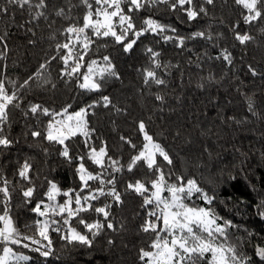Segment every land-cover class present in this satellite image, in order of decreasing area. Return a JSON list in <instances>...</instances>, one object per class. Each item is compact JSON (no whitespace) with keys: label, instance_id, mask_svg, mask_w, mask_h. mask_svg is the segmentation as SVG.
Segmentation results:
<instances>
[{"label":"trees","instance_id":"obj_1","mask_svg":"<svg viewBox=\"0 0 264 264\" xmlns=\"http://www.w3.org/2000/svg\"><path fill=\"white\" fill-rule=\"evenodd\" d=\"M38 2L32 0L33 7L26 5L21 9L0 0V7L9 9L7 14H0V36H4V41L0 42V52L4 53L0 56V79L5 80L9 92L19 89L21 97L17 101L20 107L10 108L6 128L9 137L17 142L0 151V173L12 181L15 188L10 215L23 243L30 245L25 248L23 243L9 244L17 254L30 257L21 264H143L138 258L139 249L148 248L154 234L143 233L140 225L150 209L141 207L142 196L127 189L130 182L155 178L143 163L128 171L130 158L144 143L143 134L138 130L140 121L172 158L173 163L169 165L157 156L163 171L171 173L166 179L170 183H179L177 177L181 176L185 181L195 179L215 200L207 205L194 195L186 202L191 206L213 207L218 215L231 220L235 227L229 230V242L236 245L242 255L250 257L253 264H264L254 255L255 247L264 246V217L259 215L264 208L257 207L264 201V21L244 24L242 13L246 10L234 0H215L212 5L195 0L197 6L206 7L207 15L201 14L193 21L187 20L182 9H171V0L168 4L134 12L137 27L151 16L177 31L173 33L169 28L163 34L145 33L127 52L111 37L96 39L85 56V64L92 59L103 64L102 57L108 56L119 78L109 77L102 82L99 91H87L78 87L76 77L61 75L64 65L59 57L64 50L56 48L58 43L66 42L64 29L70 24H82L87 11L85 5L81 0H45L47 7L37 9L34 5ZM60 9L64 10V16L56 15ZM36 11H43L44 16L33 19ZM237 21H240L241 34L247 32L253 37L243 45L234 38L232 25ZM197 31H204L213 39L191 38ZM164 35L184 37V46H178L176 40H164ZM148 49L158 56L154 58ZM223 49L231 53V64L223 59ZM154 60L161 65L159 68ZM45 63L46 67L40 69ZM249 66L256 70L255 75ZM38 70L39 78L36 77ZM147 70L154 71L164 83L156 84L151 79L145 83ZM86 71V67L81 69V72ZM30 76L33 79L22 88ZM9 81L15 83V89ZM102 96H108L111 104L105 107L102 102L98 103L89 111L87 119L90 128L95 129L93 146L98 148L106 143L109 155L118 161L115 167L121 170L113 172L109 164L108 172L117 178L115 187L123 203L116 204L110 197H101L93 203L97 206L112 203L111 219L116 230L105 229L92 237L91 247L63 239L66 228L61 233L50 231L52 254L43 257L34 249L45 250L43 246L47 241L41 239V245H36L24 240L25 236L39 239L34 221L43 218L31 212V208L45 199V177L64 190L78 189L77 162L69 163L60 156V145L24 135L29 128H42L49 119L43 115L37 118L31 113L25 116L24 112L30 104H41L55 111L71 105L69 112H74L100 101ZM122 136L137 147L133 149L122 141ZM67 143L73 157L87 151L81 136ZM42 148H48V154ZM25 159L33 164V182L37 189L31 204L23 202L17 187L18 184L29 186L16 175ZM85 165L93 173L100 171L87 159ZM63 199L57 198L60 203ZM2 208L0 205V214ZM85 218L91 221L100 217L88 213ZM73 226L77 225L73 223ZM109 239L112 244L108 243ZM2 248L0 243V253Z\"/></svg>","mask_w":264,"mask_h":264},{"label":"snow or ice","instance_id":"obj_2","mask_svg":"<svg viewBox=\"0 0 264 264\" xmlns=\"http://www.w3.org/2000/svg\"><path fill=\"white\" fill-rule=\"evenodd\" d=\"M6 2L8 5H18L21 9L26 5L29 8L33 7L32 0H6ZM203 2L212 5L215 0H203ZM234 2L246 10L242 13L244 24L251 25L257 21H264V0H234ZM81 3L87 9L82 18V24H70L64 29L67 33L66 42L56 45L58 50H64V54L59 57L64 65L61 75L69 78L76 77L80 89L99 91L105 79L119 78L108 56L102 57L103 64L98 63L96 59L85 64V56L96 39L111 37L117 44H122L127 52L133 49V46L145 33L163 34L169 28L173 33L177 31L174 27L161 24L151 16L144 18L141 25L137 27L132 15L134 12L150 9L157 4H168L169 0H81ZM125 6L127 11H125ZM34 7L44 9L47 5L45 0H39ZM170 7L173 10L182 9L188 21L196 20L201 14L207 15L206 7L197 6L195 0H171ZM8 11L7 6L0 7V14H7ZM56 15L64 16V10H58ZM42 16H44L43 11H36L33 19ZM239 24L240 21H237L232 25V29L234 38L243 45L253 37L247 32L241 34L238 30ZM196 37L213 39L204 31L193 33L191 38ZM163 38L166 41L176 40L178 46H184L185 38L179 35H164ZM3 41L4 36H0V42ZM4 47L6 48L7 45L5 44ZM148 51L154 58L158 56V53L152 49H148ZM3 55L4 53L0 52V56ZM222 57L231 64L232 56L227 49L222 50ZM52 59H56V57ZM153 62L157 68L161 66L155 60ZM46 63L41 64L40 69H44ZM85 67L87 71L81 72V69ZM249 68L255 75L256 70L251 66ZM40 76L41 72L38 70L36 77ZM32 79L33 77L30 76L21 87H27ZM150 79L154 80L156 84L164 83L154 71L147 70L145 83H148ZM9 83H12L14 89L16 88L14 82L9 81ZM20 98L19 89L9 92L5 80L0 79V151L17 142L9 137L6 128L9 125L10 108H19L20 104L17 101ZM157 99H161V97H157ZM100 102L107 107L111 104V99L108 96H102L100 101H93L92 104L74 112H69L71 105L64 107L61 111H55L43 107L41 104H30L28 110L24 112L25 116L31 113L37 118L40 115L49 117L47 124L42 128L35 130L29 128L24 135H30L36 139L42 138L49 144L60 145L59 155L69 163L73 160L77 162L75 173L79 181V188L64 190L57 182L45 177L47 185L44 192L45 199L39 200L31 208V212L43 218L34 221L39 239L25 236L24 240H30L36 245H41V239L47 241L48 244L43 246L45 250L42 251L41 247L34 249L43 257H49L52 254L50 231L61 233L66 228L67 232L62 236L63 239L69 243L91 247L92 237H96L105 229L116 230L111 219L112 203L105 202L100 206L93 203L99 201L101 197L105 199L110 197L116 204L123 203L121 193L115 187L117 178L108 172L109 164L113 172L121 170L115 167L118 161L109 155L106 143H102L98 148L92 144L95 129L90 128L87 117L89 111ZM138 130L143 134L144 143L142 149L130 158L127 166L128 171H132L139 163H143L147 170L155 176L154 179L148 181L136 180L134 183L127 184V189L143 197L141 207L146 210L150 209L146 212V218L140 225V230L143 233L154 234V239L151 240L148 248L141 247L139 249V260L143 264H202V262L204 264H253L250 257L246 254L242 255L237 250V246L229 242V230L235 227L231 220L218 215L213 207L191 206L186 202L195 195L205 201L207 205H212L215 197L205 192L193 178L185 181V178L181 176L177 177L179 183H170L166 179V175L170 176L171 173L166 174L157 161V156H159L171 165L173 161L169 153L149 134L143 121L139 122ZM77 136L84 138V146L87 151L83 155L73 157L67 142ZM121 140L128 143L133 149L137 147L123 136ZM42 151L45 154L49 152L48 148H42ZM86 159L91 164L98 166L100 171L96 173L89 171L85 165ZM106 161L109 163L106 164ZM33 172L34 168L30 159H25L16 172L20 181L27 182L29 185L27 187H24L23 184L17 185L24 198L23 202L26 204L32 203L37 190L33 182ZM93 181L97 182L96 186L90 183ZM14 190L12 181L0 173V205H3L2 214H0V243L3 244L0 264H21V261L30 259L26 255L17 254L9 246V244L23 243L20 238V230L10 215L12 191ZM58 197L64 198L62 203L58 202ZM257 207L264 208V201ZM88 213H94L100 218L89 221L85 218V214ZM259 215L264 217V211H260ZM73 223L77 226H73ZM108 243L112 244L113 241L109 239ZM23 246L30 247L28 243H23ZM254 255L264 261V246L255 247Z\"/></svg>","mask_w":264,"mask_h":264}]
</instances>
